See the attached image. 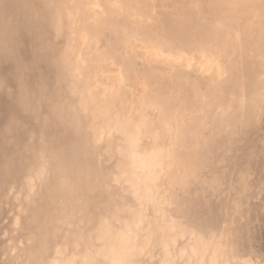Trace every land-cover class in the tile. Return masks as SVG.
Returning a JSON list of instances; mask_svg holds the SVG:
<instances>
[{
    "label": "rangeland",
    "instance_id": "obj_1",
    "mask_svg": "<svg viewBox=\"0 0 264 264\" xmlns=\"http://www.w3.org/2000/svg\"><path fill=\"white\" fill-rule=\"evenodd\" d=\"M0 264H264V0H0Z\"/></svg>",
    "mask_w": 264,
    "mask_h": 264
},
{
    "label": "bare ground",
    "instance_id": "obj_2",
    "mask_svg": "<svg viewBox=\"0 0 264 264\" xmlns=\"http://www.w3.org/2000/svg\"><path fill=\"white\" fill-rule=\"evenodd\" d=\"M144 50H145V49H144ZM182 55H183V54H182ZM182 55H181V56H182ZM163 56H165V54H164ZM163 58H164V57H163ZM191 58H192V57H191ZM165 59H167V58L165 57ZM171 59L173 60V58H171ZM171 59H170V61H171ZM181 59H184V60L182 61L183 63H185V62L187 63V62H189V60H190V59H188V57H185V55H184V57H181V58L178 59V60H181ZM178 60L176 61L177 63H178ZM184 61H185V62H184ZM162 62H163V61H162ZM171 62H172V61H171ZM163 63H164V62H163ZM180 63H181V61L179 62V64H180ZM212 71H213V70H212ZM214 71H216V70H214ZM218 71H219V70H218ZM210 74H211V73H210ZM213 74H214V73H213ZM215 76H216V75H215ZM215 76H214V77H215Z\"/></svg>",
    "mask_w": 264,
    "mask_h": 264
}]
</instances>
